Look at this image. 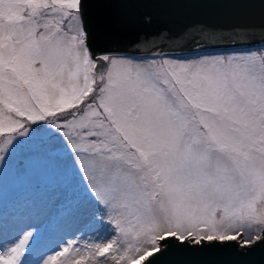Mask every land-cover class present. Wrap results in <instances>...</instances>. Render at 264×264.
<instances>
[{
    "label": "snow or ice",
    "instance_id": "1",
    "mask_svg": "<svg viewBox=\"0 0 264 264\" xmlns=\"http://www.w3.org/2000/svg\"><path fill=\"white\" fill-rule=\"evenodd\" d=\"M159 2L0 0V173L19 171L22 154L44 162L65 224L88 228L64 239L32 212L6 211L0 264H164L173 251L264 248V11L204 0L225 24L189 38L248 44L240 53L126 54L116 45L131 10ZM93 6L112 11L94 22Z\"/></svg>",
    "mask_w": 264,
    "mask_h": 264
},
{
    "label": "water",
    "instance_id": "2",
    "mask_svg": "<svg viewBox=\"0 0 264 264\" xmlns=\"http://www.w3.org/2000/svg\"><path fill=\"white\" fill-rule=\"evenodd\" d=\"M110 11L93 6L89 8V15L95 22L101 14ZM251 11L259 18L264 6L256 0ZM131 13L136 23L116 45L124 49L126 54L146 56L155 52L174 55L249 47L248 44L235 43L227 38H200L198 44L189 38V35L194 34L190 31L194 26L225 24L223 13L204 0H161L133 9ZM144 15L151 16L150 24L140 22V17ZM144 39L148 43L139 45L140 50L137 51L133 47L134 42ZM259 42V38L254 41ZM164 264H264V248L257 247L246 254L228 248L199 253L173 251L164 257Z\"/></svg>",
    "mask_w": 264,
    "mask_h": 264
},
{
    "label": "rangeland",
    "instance_id": "3",
    "mask_svg": "<svg viewBox=\"0 0 264 264\" xmlns=\"http://www.w3.org/2000/svg\"><path fill=\"white\" fill-rule=\"evenodd\" d=\"M245 49L231 48L229 50L166 55L172 58H193L204 55L240 53ZM18 159L21 161L19 171L16 170L15 166H11L0 173V214L6 211L11 212L16 206H21L23 212L29 211L38 215L56 236L70 239L77 227L87 233L88 228L83 222L65 224L64 210L60 207V200L63 199L62 190L58 182L52 177L46 164L26 154H22ZM23 181L28 182L31 186L35 184L36 190L30 189V191L5 205V198L11 194L12 189L15 191L16 186ZM79 235L80 233L77 232V236Z\"/></svg>",
    "mask_w": 264,
    "mask_h": 264
},
{
    "label": "trees",
    "instance_id": "4",
    "mask_svg": "<svg viewBox=\"0 0 264 264\" xmlns=\"http://www.w3.org/2000/svg\"><path fill=\"white\" fill-rule=\"evenodd\" d=\"M35 186V184L31 186V184H28V182L23 181L22 183L16 186L15 191H13L14 189H12L11 194L7 198H5L6 201L4 202V204H9L15 198L19 197L20 195H23V193L30 191V189L36 190L37 186Z\"/></svg>",
    "mask_w": 264,
    "mask_h": 264
},
{
    "label": "bare ground",
    "instance_id": "5",
    "mask_svg": "<svg viewBox=\"0 0 264 264\" xmlns=\"http://www.w3.org/2000/svg\"><path fill=\"white\" fill-rule=\"evenodd\" d=\"M14 211H16V212H23L24 210L21 208V206H16L14 209H13V211H11V212H14ZM10 212V213H11Z\"/></svg>",
    "mask_w": 264,
    "mask_h": 264
}]
</instances>
